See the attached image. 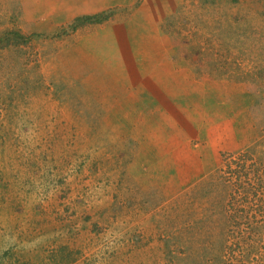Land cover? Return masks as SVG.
I'll list each match as a JSON object with an SVG mask.
<instances>
[{"label":"rangeland","instance_id":"374dc122","mask_svg":"<svg viewBox=\"0 0 264 264\" xmlns=\"http://www.w3.org/2000/svg\"><path fill=\"white\" fill-rule=\"evenodd\" d=\"M224 1L217 37L194 24L177 37L205 47L210 77L261 91L264 0ZM36 10L0 0V264H264V90L249 147L153 200L126 171L132 133L111 126L108 86L57 82L79 72L54 61L77 34L39 28Z\"/></svg>","mask_w":264,"mask_h":264},{"label":"crops","instance_id":"0c3cea01","mask_svg":"<svg viewBox=\"0 0 264 264\" xmlns=\"http://www.w3.org/2000/svg\"><path fill=\"white\" fill-rule=\"evenodd\" d=\"M224 2L34 0L38 27L49 32L81 16H107L79 26L77 38L55 55V62L68 61L79 71L68 80L64 71L56 74L57 82L108 86L102 104L111 126L132 133L126 171L153 200L180 195L212 172L223 153L252 143L253 124L246 123L257 110L255 93L264 90L263 81L260 91L258 81L210 77L205 47L180 38L190 33V24L217 37Z\"/></svg>","mask_w":264,"mask_h":264},{"label":"trees","instance_id":"16d2710c","mask_svg":"<svg viewBox=\"0 0 264 264\" xmlns=\"http://www.w3.org/2000/svg\"><path fill=\"white\" fill-rule=\"evenodd\" d=\"M107 18L106 15H87L76 18L72 24L69 25L71 31H75L79 26L83 24H92L101 22L103 19Z\"/></svg>","mask_w":264,"mask_h":264}]
</instances>
